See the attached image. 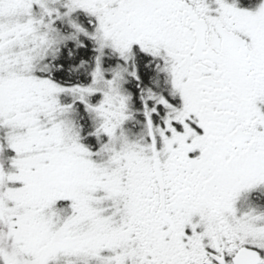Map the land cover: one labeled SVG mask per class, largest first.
I'll return each mask as SVG.
<instances>
[{
  "label": "flooded vegetation",
  "instance_id": "obj_1",
  "mask_svg": "<svg viewBox=\"0 0 264 264\" xmlns=\"http://www.w3.org/2000/svg\"><path fill=\"white\" fill-rule=\"evenodd\" d=\"M109 1L106 20L128 23L130 0ZM209 1L160 0L157 11L136 13L142 30L125 51H108L113 78L93 93L103 100L113 90L122 108L103 110L111 121L97 124L102 144L90 141L93 126L80 112L86 154L93 161L102 149L97 164L112 158L116 187L129 190L113 208L85 189L87 235L102 218L112 229V240L88 244L98 252L92 264L113 247L123 259L138 251L134 264H264V15L250 22L264 0H224L230 5L220 9ZM95 55L85 77L58 83L89 84ZM128 71L132 80L122 76ZM111 132L121 137L116 158L104 149Z\"/></svg>",
  "mask_w": 264,
  "mask_h": 264
},
{
  "label": "rangeland",
  "instance_id": "obj_2",
  "mask_svg": "<svg viewBox=\"0 0 264 264\" xmlns=\"http://www.w3.org/2000/svg\"><path fill=\"white\" fill-rule=\"evenodd\" d=\"M159 1L130 0L127 7L132 16L127 17L128 23L137 22L136 13L140 18L147 8L157 11ZM109 3V0H0V148L13 152L4 171V198H0L10 217L11 258L14 260L19 254L23 264H43L59 250L69 254L61 259L51 258L53 264H92V254L98 252L89 253L88 244L95 245L103 238L106 242L112 240V229L108 231V218H102L98 224L101 228L96 230L93 226V236L87 235L85 189L101 194L111 203L117 193L129 194V190L118 189L114 182L117 163L106 156L103 165L97 164L102 149L92 161L79 133L80 112L86 111L93 126L87 135L91 142L102 144L97 124L111 121L109 117L105 119L103 110L106 105L122 109L113 90L103 100L93 94L104 77L113 78V67L104 70L105 61L111 64L106 55L109 50L125 51L142 30L141 24H133L127 31L128 23L120 25L118 18L107 21L102 5ZM228 3L210 0L207 7L220 9L229 7ZM79 15L85 23L80 22ZM263 15L264 2H261L250 22L255 24ZM84 39L92 41L95 47L92 84L58 83L52 76V61L56 63L61 46L69 42L81 45ZM122 76L124 80L133 78L132 71ZM111 128L114 129L113 125ZM113 133L114 142L106 143L104 149L112 150L116 158L121 151L117 147L121 137ZM0 161L6 164L4 158L0 157ZM125 168L121 166L122 170ZM110 206L114 208L115 204ZM53 228L55 234L59 233L57 238L52 236ZM114 248L104 249L98 263L134 264L139 259L138 251L123 259L116 248L113 252Z\"/></svg>",
  "mask_w": 264,
  "mask_h": 264
},
{
  "label": "trees",
  "instance_id": "obj_3",
  "mask_svg": "<svg viewBox=\"0 0 264 264\" xmlns=\"http://www.w3.org/2000/svg\"><path fill=\"white\" fill-rule=\"evenodd\" d=\"M81 23L83 22L82 17L79 15ZM86 40V41H85ZM84 46L77 43L69 42L60 49V54L56 60V68L53 70V78L57 82L64 83V81L81 79L85 77L86 69L89 70V63L91 62V56L95 53V47L92 41L89 39H84ZM73 52L71 53V51ZM86 60V61H85ZM13 152L8 149L0 148V157L3 159L6 164H3V161H0V178L4 171L9 167V160L12 157ZM5 187V182L0 181V193H3V188ZM4 211L0 207V264H23V262H18L11 258L13 257L11 249L13 247V242L11 236L9 237L10 225L6 223L5 217L3 215ZM10 249V253H9ZM10 254V255H9ZM9 256V257H8ZM23 260V258H21ZM7 261V262H6Z\"/></svg>",
  "mask_w": 264,
  "mask_h": 264
}]
</instances>
